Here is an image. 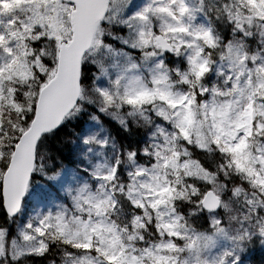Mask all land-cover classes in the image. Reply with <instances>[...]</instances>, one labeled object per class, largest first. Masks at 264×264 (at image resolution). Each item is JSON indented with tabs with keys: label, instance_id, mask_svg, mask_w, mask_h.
I'll use <instances>...</instances> for the list:
<instances>
[{
	"label": "snow or ice",
	"instance_id": "1",
	"mask_svg": "<svg viewBox=\"0 0 264 264\" xmlns=\"http://www.w3.org/2000/svg\"><path fill=\"white\" fill-rule=\"evenodd\" d=\"M0 264H264V0H0Z\"/></svg>",
	"mask_w": 264,
	"mask_h": 264
}]
</instances>
